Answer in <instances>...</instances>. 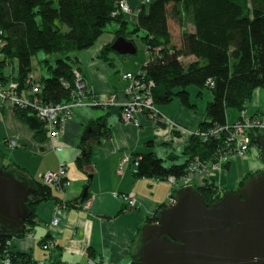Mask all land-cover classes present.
I'll list each match as a JSON object with an SVG mask.
<instances>
[{"label": "trees", "instance_id": "trees-1", "mask_svg": "<svg viewBox=\"0 0 264 264\" xmlns=\"http://www.w3.org/2000/svg\"><path fill=\"white\" fill-rule=\"evenodd\" d=\"M120 1L0 0V81L14 78L18 88H22L33 69L32 57L42 52L47 56L39 60L46 68V73L40 78V98L54 103L67 100L73 88L63 87L62 82H73V71L80 70L76 52L94 45L107 24L115 22L118 24L115 38L122 35L133 40L130 34L142 33L140 40L147 56L146 63L140 68L144 79L152 83L151 93L157 107L175 98L186 108L193 107L189 100V86H193L199 94L202 90L211 91L205 117L199 122L198 129L226 122L227 109L240 111L246 108L254 91L264 87V0H150L149 3L139 4L136 23H131L129 29L127 19L119 10ZM170 22L180 27L179 46L173 42ZM109 51H113L111 43L103 46L100 52L106 58ZM54 54L57 57L51 62L50 56ZM188 57L192 59L185 62ZM14 61L17 62L16 75L12 78L3 76V70L11 67ZM85 93L95 98L89 89ZM94 107L110 109L104 104ZM11 111L22 123H37L40 138L45 134L32 110L12 108ZM84 129L80 147L88 158L85 155L78 159L80 167L88 166L90 139L106 137L110 131L105 114L92 120ZM258 134L264 135V131L251 134V143L255 142ZM219 141L216 138L203 140L192 134L183 151L188 158L179 165L168 167L152 152L139 154L137 175L156 178L179 176L185 172L190 157H211ZM4 158L0 150V166L3 169L18 167L14 162L2 164ZM247 174L240 184L249 177ZM32 180L39 193L29 204L28 225L35 222L34 206L51 194L50 185L34 178ZM197 188L209 204L224 195L222 191L218 194L223 189L217 187L213 180ZM73 204L66 202L69 206ZM29 228L27 226L25 232ZM11 236L12 233L0 230V260L10 258L12 263L36 264L28 254L8 250ZM47 238L48 235L44 243L49 242ZM131 264L136 263L133 260Z\"/></svg>", "mask_w": 264, "mask_h": 264}, {"label": "crops", "instance_id": "crops-1", "mask_svg": "<svg viewBox=\"0 0 264 264\" xmlns=\"http://www.w3.org/2000/svg\"><path fill=\"white\" fill-rule=\"evenodd\" d=\"M125 1L130 10L124 14V18L128 24L136 23L138 6L143 0ZM115 29L117 27L107 30L97 38L94 45L76 52L80 59L81 74L85 77L91 94L98 101L108 99L112 93L117 95L119 101L124 100L126 84L122 74L133 72L141 65L137 61L133 65L127 58H115L114 54L117 53L113 51H109L106 58L103 57L101 48L114 42ZM142 48L145 59L144 45ZM111 53L113 54L110 55ZM46 56H41V60ZM39 60L36 55L31 59L32 73L38 79L42 76L36 71L40 67L37 69L35 66ZM13 67L14 71L12 67L5 68L3 76L7 77L12 71L15 73L16 61L13 62ZM259 91L261 90L256 92L259 94ZM191 92L192 90L190 95ZM256 92L253 93L256 95L255 99H251L252 110L247 109L249 113H253L255 109L260 110L263 104ZM205 98L208 100L207 95L202 100ZM158 109L186 130L177 132V137L164 134L155 137L154 126L149 117L139 115V125L134 126L121 120L119 107L106 109L81 106L74 109L61 136L52 140L46 134L39 137L37 123H22L7 106L0 107V150L3 143L7 148L10 147L4 139H15L17 143L9 152V160L4 162V158L2 164L14 162L18 167L11 169L37 181L41 180L44 172L55 171L63 164L66 177L71 181V185L61 193H57L51 186L50 197L34 206L35 222H29V225L26 223V227L30 226L29 231L19 237H10L11 250L14 253L28 254L34 261L42 260L47 264H86L88 259L108 261L111 264H131L133 255L139 248L140 228L146 223L154 222L152 217L162 208L159 205L166 206L171 192V185L165 178L138 176V170L134 171L133 159L137 154L140 156L139 154L152 152L163 160L166 167L183 163L188 158L183 153L190 139L188 132L198 129L199 122L206 114L193 113L178 98L165 105H158ZM103 114L106 115V124L110 128L108 136L90 139L92 145L88 166L80 167L77 161L86 155L80 147L84 128ZM58 145L61 146L60 150H56ZM127 155L130 156V162L121 165L122 159ZM222 166L220 171L212 172L209 179H206L218 183L224 192L234 189L247 172L261 167V160L252 149L243 157L237 156L226 166ZM118 169H122V173H118ZM203 177L196 176L193 186H201ZM115 192L134 196L136 205L128 208L121 197L114 196ZM83 193L86 197L82 199ZM68 201L75 204L66 205ZM55 210L60 221L52 226ZM46 235V241L53 245L44 250L42 244Z\"/></svg>", "mask_w": 264, "mask_h": 264}, {"label": "water", "instance_id": "water-1", "mask_svg": "<svg viewBox=\"0 0 264 264\" xmlns=\"http://www.w3.org/2000/svg\"><path fill=\"white\" fill-rule=\"evenodd\" d=\"M111 49L136 53L133 41L121 35ZM254 141L264 165V136L257 135ZM176 190L173 202L140 228L136 264H264V169L212 204L197 186ZM38 193L31 178L0 166V230L14 237L23 234L29 204Z\"/></svg>", "mask_w": 264, "mask_h": 264}, {"label": "built area", "instance_id": "built-area-1", "mask_svg": "<svg viewBox=\"0 0 264 264\" xmlns=\"http://www.w3.org/2000/svg\"><path fill=\"white\" fill-rule=\"evenodd\" d=\"M148 2V0H145ZM119 10L123 13H128L130 10L129 5L125 0L119 2ZM146 63V60L145 62ZM140 72V71H139ZM142 73V72H140ZM136 72H124L122 79L125 81L124 94L126 98L119 101L117 95L110 94V97L104 101L85 95L89 89L86 85L84 76L79 70L73 71V90L69 93L67 100L47 102L43 101L39 96L41 82L38 78L34 77L32 73L27 75L26 83L29 90L25 89L23 92L19 91L18 83L13 80L0 81V107L7 106L9 109L17 107H24L30 105V110L34 111V116L41 122L42 129L46 135L52 140H57L63 133L64 126L68 123L73 115L74 109L81 106H95L104 104L110 108L119 107L121 120L125 123H130L134 126L139 125V115L149 117L154 126L155 137L161 134H170L171 137H177L175 134L184 131L183 127L175 123L167 115H163L156 104L153 102V95L151 93L152 83L144 79L143 74L136 76ZM87 89V90H86ZM256 127L255 129H253ZM253 129V130H250ZM189 131V130H188ZM223 131L226 137H221L218 142V147L215 154L210 159L203 157L193 156L190 157L186 163V170L179 176L168 175V180L171 183V192L166 202L170 205L174 199L175 189L180 186H188L196 181V176L203 175V178L209 179L214 171H220L222 165L233 157L241 156L251 148V134L255 131H264V119L262 115L256 114L251 118L250 114L243 108L239 111L238 116L230 122L221 124H214L206 129H196L189 131V135L195 134L202 139L208 138L211 135H217ZM249 131V132H248ZM169 135V136H170ZM5 143L11 147L17 146L15 139H6ZM61 146H57L56 150H60ZM121 165L130 162V156H124ZM140 156H135L133 159L134 171H137ZM122 169H118V173H122ZM41 180L45 185H50L57 193L63 192L71 181L67 179L65 174V167L63 164L59 169L53 171L48 170L41 176ZM218 184V183H217ZM221 192H218L220 194ZM114 196L121 197L127 204L128 208H133L136 205L134 196L128 193L115 192ZM57 210L54 211L51 220V225L55 226L59 223ZM8 250H10L11 242L8 240ZM53 243H43L44 250L52 247ZM0 264H11V259L4 258L0 260ZM37 264H47L42 261ZM86 264H111L102 260L88 259Z\"/></svg>", "mask_w": 264, "mask_h": 264}, {"label": "rangeland", "instance_id": "rangeland-1", "mask_svg": "<svg viewBox=\"0 0 264 264\" xmlns=\"http://www.w3.org/2000/svg\"><path fill=\"white\" fill-rule=\"evenodd\" d=\"M146 3V2H145ZM116 27H118V24L117 23H115V22H111V23H108L107 24V26H106V28H105V31H104V33H106L107 32V30H114V28H116ZM169 27H170V30H171V34H172V38H173V42L175 43V45H177V46H179L180 45V38H179V35H180V27L176 24V23H173V22H170L169 23ZM129 28H131V23H129L128 24V29ZM190 28H192V26H190ZM103 34V33H102ZM142 33L140 32V34H135V33H133V34H130L131 35V37L133 38V40H134V42H135V45H136V53L135 54H130V55H124V54H114V57L115 58H118V59H121V60H123L124 58H127L131 63L133 62V65H134V62L135 61H137V62H139V63H141V65H140V67L142 66V64L145 62V60H146V56H147V53H146V56H145V59H144V50H143V48H142V46H143V43H142V40H140V35H141ZM116 39V38H115ZM114 39V40H115ZM78 52V51H77ZM113 53H111L110 55H112ZM43 55H45L44 53H42V52H38L37 54H36V57L38 56V59H42L41 58V56H43ZM51 57V56H50ZM57 57V54L56 55H52V57H51V62L54 60V58H56ZM144 59V60H143ZM192 58L191 57H188V58H185V62H187V61H189V60H191ZM15 62V61H14ZM34 64H35V61H34ZM36 68L37 67H40L38 70H36L37 71V74L39 75V74H41V75H44L45 73H46V68H45V66H43L42 65V63H40L39 61L36 63ZM12 67V70L14 71V67H13V65L11 66ZM139 67V68H140ZM138 68V69H139ZM7 69H8V67H7ZM11 69V68H10ZM138 69H135L134 71H137ZM4 71V70H3ZM12 71V72H13ZM10 73L7 77H10V78H12V75H16V72H17V70H15V73L13 74V73ZM29 73H32V71L31 72H29ZM33 74V73H32ZM34 74L36 75V73L34 72ZM14 78H12V80H13ZM24 85L22 86V88H19V91L20 92H23L25 89H27V91L30 89L29 88V86L27 85V83H26V80H25V83H23ZM188 89H189V92L192 90V92H191V95H190V98H189V100H190V102L191 103H193L194 104V106L193 107H190L189 109L191 110V111H193V113H195V114H199V115H201V114H203L204 112H205V107H206V104H207V102H208V100L211 98V95H210V93H211V91H209V90H202V93H197V94H195V92H197V91H195V88L193 87V86H189L188 87ZM258 90H261V91H259V94H258V92H256V91H258ZM256 91H254V92H256L257 93V98L258 99H260L261 101H262V106H261V108H260V110L262 111V113H264V87H262V88H257V90ZM87 97H88V99L90 98V96H88L87 94H85ZM204 95H207L208 96V100L205 98V100H202L203 98H204ZM254 95V94H253ZM191 97H192V99H191ZM206 97V96H205ZM255 97H256V95H254V97L252 98V100H254L255 99ZM251 104V102L250 103H248L247 104V106H246V109H249V110H252V105H250ZM188 108V107H187ZM103 111V110H102ZM226 112H227V121H229L230 123H231V121H233L236 117H237V115H238V113H239V111H237L236 109H234V108H231V109H227L226 110ZM173 120V119H172ZM174 121V120H173ZM175 122V121H174ZM186 130V129H185ZM165 136H167L166 134H164ZM170 135V134H169ZM168 135V136H169ZM171 136V135H170ZM4 141H5V139H4ZM1 146H3V148H1L2 150H3V154L5 155V160H4V162H7L8 160H9V158H10V153H11V150H13L12 148H15V147H8L7 148V146L3 143V144H1ZM21 149H22V147H21ZM253 151H255V153L260 157V160H261V154L259 153V151L257 150V148H254V150ZM10 152V153H9ZM247 152H249V151H246V152H244V154L243 155H241L242 157L247 153ZM264 169V166L262 165V162H261V167H259L258 169H255V170H253V171H249V172H247L246 174L248 175V176H250V175H253L255 172H257V171H260V170H263ZM251 173V174H250ZM199 176H203L202 174L201 175H199ZM158 179V178H157ZM202 179V178H201ZM165 180L166 181H168V183H170L169 182V180H168V178L166 177L165 178ZM170 185H171V183H170ZM238 185H241L240 184V182H239V184ZM229 190V189H228ZM227 191V190H226ZM225 192V191H224ZM155 219V218H154ZM155 221V220H154Z\"/></svg>", "mask_w": 264, "mask_h": 264}, {"label": "bare ground", "instance_id": "bare-ground-1", "mask_svg": "<svg viewBox=\"0 0 264 264\" xmlns=\"http://www.w3.org/2000/svg\"><path fill=\"white\" fill-rule=\"evenodd\" d=\"M123 14H127V13H123ZM120 36V35H119ZM122 36V35H121ZM124 37V36H123ZM127 39V38H126ZM127 40H129V39H127ZM131 40V39H130ZM133 41V40H132ZM133 43H134V41H133ZM134 45H135V43H134ZM135 48H136V45H135ZM137 52V51H136ZM119 55V54H118ZM78 70V69H77ZM80 71V70H79ZM142 71L141 70V68H139L137 71H133V72H136L137 74H136V76H138V75H142L143 73H140V72ZM81 72V71H80ZM132 72V71H131ZM144 75V74H143ZM62 85H63V87H65V88H73L74 86V84H73V82H69V81H66V82H62ZM17 108H19V109H24V108H32L30 105H26V106H24V107H17ZM246 111H247V109L246 108H244ZM34 112V111H33ZM248 112V111H247ZM249 113V112H248ZM34 114H35V112H34ZM250 114V117L251 118H253V117H255V115L256 114H260V115H262V117H263V119H264V113H262L260 110H258V109H255V110H253V113H249ZM256 127H254L253 129H255ZM253 129H250V130H253ZM249 132V131H248ZM258 135H262V134H258ZM257 136V135H256ZM262 136H264V135H262ZM221 137H226V134L223 132V131H221V132H219L217 135H211L210 137H208V138H205V139H203V140H207V139H210V138H216V139H221ZM254 148H257V150L259 151V149H258V146H257V144L254 142V143H251V148L249 149V150H247V151H250V150H254ZM216 151V150H215ZM215 151L211 154V157H213L214 156V154H215ZM259 153H260V151H259ZM211 157H209V158H206V159H210ZM237 157V156H236ZM233 158H235V157H233ZM233 159H231V160H228L227 162H225L224 164H226V163H230V161H232ZM263 165V164H262ZM264 166V165H263ZM212 181H210V180H207L206 178H204V180H203V183L201 184V185H203V184H206V183H211ZM194 184V183H193ZM193 184H191V185H193ZM217 184V183H216ZM191 185H189V186H191ZM217 187H219V185L217 184ZM220 191H222V190H219V192ZM223 192V191H222ZM226 192V191H225ZM224 192V193H225ZM223 196V195H222ZM221 196V197H222Z\"/></svg>", "mask_w": 264, "mask_h": 264}, {"label": "flooded vegetation", "instance_id": "flooded-vegetation-1", "mask_svg": "<svg viewBox=\"0 0 264 264\" xmlns=\"http://www.w3.org/2000/svg\"><path fill=\"white\" fill-rule=\"evenodd\" d=\"M254 174H255V173H254ZM254 174H253V175H254ZM250 176H252V175H250ZM250 176H249V177H250ZM238 186H241V185H237L236 187H238Z\"/></svg>", "mask_w": 264, "mask_h": 264}]
</instances>
